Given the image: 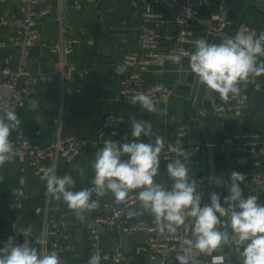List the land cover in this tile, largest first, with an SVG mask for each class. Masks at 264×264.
<instances>
[{"label": "crops", "instance_id": "obj_1", "mask_svg": "<svg viewBox=\"0 0 264 264\" xmlns=\"http://www.w3.org/2000/svg\"><path fill=\"white\" fill-rule=\"evenodd\" d=\"M194 1L199 3V19L202 22L191 21L188 30L191 34L205 39L208 34L207 23L210 22L212 11L220 10L227 17L228 0H205L202 4L201 0ZM58 2V0H47V3L52 5L54 14L40 23L41 37L36 46L38 50L37 53H32L29 64V70L35 79V91L22 111L17 110L18 107H13L21 120V125L17 131H14V135L27 134L37 144L45 146L59 135L76 134L81 143L80 154L72 163L60 162L56 165L57 176L63 177L69 174L73 177L74 186L71 190L80 191L94 186L92 162L95 153L103 147L104 140H115L103 126L104 116L108 112L124 116L122 134L117 139L125 142L133 140L131 136L133 120L150 121L153 126V138L142 135L139 138L140 142L154 143V137L160 135L166 140L165 147L168 143L175 145L179 140L177 135L179 124L189 123L190 135L201 136L206 141L203 149L189 158V177L196 181L199 175L205 174L220 179L221 204L224 203V197L229 195V189L223 182H230L233 171H261L264 174L262 153L239 152L225 144L226 136L238 129L254 130L264 134V94L256 87L264 82V75L255 77L254 82L244 85V89L250 94L247 109L241 117H236L232 113L224 117L222 128L216 132L210 149V140L216 122L209 115H201V110L190 99V91L186 84L194 74L189 68L188 57L179 63L171 62L162 68L143 73L146 84L163 81L173 87L174 93L171 96L155 104L160 110L166 109L167 115L149 113L139 106L127 104L119 97L120 77L116 73V68L123 63L124 56L128 52L141 47L139 37L141 29L145 25L159 24L165 34L174 35L179 30L175 23L169 20L159 22L158 18L146 19L144 6H133L130 0H95L94 2L79 0L78 8L74 0H64L65 22L62 32L55 21L59 11ZM24 8L20 0L0 2V82L3 79L1 69L6 64L16 67L19 63V50L9 41L22 23ZM152 9L160 11L157 5H153ZM248 15L254 21L247 25L255 28L264 27V14L251 8ZM234 28L231 25V29ZM66 37H79L81 44L70 57L71 62L76 65V70H67L65 75H61L57 70V56L50 52L49 47L61 43ZM176 44L177 41L173 36L170 40L162 41L161 47L165 49ZM194 51L195 49L192 50ZM10 55L12 58H9ZM42 72L50 75L48 81L36 80L37 75ZM80 72H84L83 76H80ZM172 160L160 161L157 177L165 179L168 176L167 163ZM52 164L53 162L46 161L32 166L25 157H13L0 168V200L3 202L0 206V248L24 244L36 248L40 254L54 251L51 247L43 248L36 242L44 235L46 220L53 218L57 219L74 240V248L59 255L62 264L88 263L92 241H95L101 250L119 248L125 257L135 264H152V261L147 262L145 258L137 257L135 254L136 247L147 241L148 234L145 232L126 236L112 226L102 225L106 230L101 234L96 232L97 236L94 235V231L86 229L83 246L79 248L75 240L78 223L87 220L97 222L99 217L110 216L112 211L111 207L107 206V201L113 195L110 192L103 196L93 193L91 199L97 200L99 207L84 212L83 219H78L63 199L57 200L45 194L46 181L41 177L43 171ZM80 169H83V176L80 175ZM240 187L245 197L256 195L258 202L264 205V182L254 187H247L243 181ZM139 207L138 203L134 208V212L137 213L136 218L145 213L143 209L138 212ZM150 217L145 216L143 220ZM190 220L191 218H187L186 223ZM13 224L18 228L31 225V235L27 238L20 235L13 229ZM225 230L231 237V229ZM186 236L192 238L190 232ZM220 248L229 260L242 264L241 256L233 253V242ZM164 264L177 263L174 258L169 257Z\"/></svg>", "mask_w": 264, "mask_h": 264}, {"label": "clouds", "instance_id": "obj_2", "mask_svg": "<svg viewBox=\"0 0 264 264\" xmlns=\"http://www.w3.org/2000/svg\"><path fill=\"white\" fill-rule=\"evenodd\" d=\"M262 57L264 33L257 38L243 27L234 37L222 38L219 44L197 39L195 51L188 54L189 68L198 83L206 92L217 93L225 102L240 93L241 85L264 75ZM173 62L179 63L180 57H175ZM128 99L132 105H139L149 113L168 114L166 109H158L153 99L144 92L133 93ZM20 125L21 120L14 108L7 102L0 104V168L13 158L14 149L9 137ZM142 135L153 138L150 121H132L131 142L104 140L103 147L95 153L92 162L93 188L71 190L73 177L69 174L57 176L53 163L41 177L46 181L45 194L57 200L63 199L74 215L83 219L84 212L99 207L98 201L91 199L93 193L103 196L110 192L117 202H124L130 192L137 190L140 207L154 217L155 230L159 234H174L181 226L186 234L191 233L192 238L186 236L182 241V254L176 256L179 264H196L197 253L210 254L233 241L242 248V264H264V205L258 202L256 195H243L240 184L245 176L233 171L230 182H223L229 189L224 205L220 195L212 192L210 203L202 206V194L197 191L196 181L189 177L190 153L167 144V151L177 154L176 159L167 163V174L173 181L169 190L155 182L166 140L156 135L154 143H144L139 141ZM79 171L83 176V169ZM210 180H215L217 186L222 183L215 177H210ZM187 218H191L189 223H186ZM221 225L231 229V237L227 230H220L218 226ZM13 229L25 238L32 233L31 225L18 228L13 224ZM100 260L99 253H94L88 264H100ZM0 264H62V261L55 251L40 254L36 248L23 244L0 248Z\"/></svg>", "mask_w": 264, "mask_h": 264}, {"label": "built area", "instance_id": "obj_3", "mask_svg": "<svg viewBox=\"0 0 264 264\" xmlns=\"http://www.w3.org/2000/svg\"><path fill=\"white\" fill-rule=\"evenodd\" d=\"M9 1L13 0H0L1 3ZM20 1L25 6L22 23L15 30L9 41L13 47L19 50V63L16 67L6 64L1 69L3 79L0 82V104L7 102L11 107H23L34 94L35 79L29 70L32 49L40 42L41 21L54 14V9L52 5L47 3V0ZM58 1L59 11L55 17V21H57L62 32H64L65 17L63 9L65 4L64 0ZM88 1L94 2L95 0ZM130 1L133 6H144V16L146 19L158 18L159 22L169 20L171 23L180 26L179 30L173 35L165 34L160 29L159 24L157 26L145 25L139 35L141 47L128 52L124 56L123 63L116 68V73L120 77L119 97L121 100L132 105L128 97L136 92H144L153 99L154 104H157L164 98L171 96L174 93V89L163 81H154L146 84L143 80V73L151 69L164 67L173 62L175 57H180V61H182L195 49V41L200 38L191 34L188 26L191 21L202 22L199 19V3L194 0ZM77 3H79V0H74V4ZM202 3H205V0H201ZM153 5H157L160 11H154L152 9ZM242 27L247 29L248 32L254 33L257 38L264 33V27L255 28L247 24H242L239 27L231 29V24L220 10L212 11L210 22L207 23V32L214 33L216 36H221L222 38L234 37ZM173 36L177 44L163 49L161 47L162 41L165 39L170 40ZM80 44L81 39L79 37H66L61 40V43L49 47L50 52L57 56V70L61 75H65L67 70H76V65L71 62L70 57L76 52ZM9 58H12V56L10 55ZM261 59L264 60V57ZM83 74L84 72H80V76H83ZM49 79L50 75L46 72L39 73L36 77V80L42 82H46ZM256 87L260 93L264 94V82L258 84ZM249 101L250 94L244 89V85H241L240 93L232 95L227 102L221 100L219 95L213 92L215 112L222 122L228 113L241 117L247 109ZM200 113L203 116L207 115L202 110ZM123 122L124 116L115 112L106 113L103 119L105 130L115 139L114 141L120 143L125 142L117 139L122 134ZM190 129L189 123H180L177 128L179 143L175 144L177 149L182 148L190 153L189 158L199 153L206 145L203 137L191 136ZM9 139L14 149L13 157H25L32 166L46 161H51L55 165L60 162L72 163L78 157L81 150V143L76 134L59 135L45 146L37 144L27 134L14 135V131L11 133ZM225 144L234 147L239 152H260L264 155V134L258 131L243 129L232 131L226 136ZM124 158L127 159V157ZM174 158H177V154L168 152L167 147H165L164 152L160 156V161H168ZM239 173L245 176L244 183L247 187H254L264 182V174L261 171L248 172L241 170ZM210 177L201 174L196 179L197 191L202 194V200L207 197L208 189L214 182V180H210ZM136 193V190L130 192L124 202H117L114 196L109 199L107 206H117V208H113L110 216L99 217L97 223L105 227L112 226L119 233L126 236L134 235L137 232H145L148 234V238L145 243L136 247L135 254L137 257H143L147 262H151L156 256L160 255L163 261L161 264H164L165 260L169 257L174 258L176 263L179 264L176 256L178 253H181L182 241L186 238L183 227L181 226L174 234L165 232L161 235L155 230L156 223L153 216L142 221H131L137 216V213L134 212V208L139 203ZM2 205L3 202L0 200V206ZM224 219L226 218H222V220ZM218 227L221 231L225 230L223 225ZM93 233L97 236L96 231ZM36 242L43 248L50 245L60 256L74 248L73 237L61 227L57 219L53 218L46 220L44 235ZM91 243L90 255L87 261H89L94 253H99L101 257L100 264H135L134 261L127 259L117 247L101 250L95 241ZM241 251L242 248L236 246L233 241L234 255L240 256ZM221 257L223 258L222 260L220 259ZM195 259L199 260V264H237L234 260H229L221 251V248L210 254L197 253Z\"/></svg>", "mask_w": 264, "mask_h": 264}, {"label": "water", "instance_id": "obj_4", "mask_svg": "<svg viewBox=\"0 0 264 264\" xmlns=\"http://www.w3.org/2000/svg\"><path fill=\"white\" fill-rule=\"evenodd\" d=\"M251 8L264 14V1L263 0H228L226 19L234 27H239L242 24H251L254 21L253 18L250 15H248V11ZM176 25L178 28H180L178 24ZM205 40H208L211 43L219 44L222 41V37L216 36L214 33L209 32ZM37 50L38 47L33 48L32 53H37ZM186 87L190 91V99L194 101L195 106L200 110L204 111L210 117H212L216 122L214 133L210 140V146H211L210 149H212V144L214 142L216 132L222 128L221 126L222 121L215 112L213 93L206 92L204 87L198 83V80L195 75L191 76L189 82L186 84ZM23 109H24L23 107L17 108V110L19 111H22ZM155 182L163 185L167 189H171V185L173 183V181H171L168 176L165 179L161 177H156ZM221 191H222V185L217 186L214 180V182L210 185L207 197L204 200H202V202L204 204L210 203V194L212 192H216L217 194L221 195ZM113 208H117V206L111 207V211H113ZM140 210L141 207H139L138 212ZM145 216H152V215L149 212L145 211V213H143L141 216L137 218L134 217L131 221L133 222L137 220L142 221L145 218ZM86 229L96 231L99 234L104 233V231L106 230L105 227L99 225L96 221L87 220L78 223L75 240L79 248L83 246V238ZM48 246L50 248V245ZM161 261H162V257L158 255L151 263L158 264L161 263ZM195 261L196 264H198L199 260L195 259Z\"/></svg>", "mask_w": 264, "mask_h": 264}]
</instances>
